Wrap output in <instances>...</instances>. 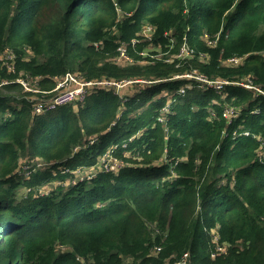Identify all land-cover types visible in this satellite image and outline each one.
Segmentation results:
<instances>
[{
  "label": "trees",
  "instance_id": "16d2710c",
  "mask_svg": "<svg viewBox=\"0 0 264 264\" xmlns=\"http://www.w3.org/2000/svg\"><path fill=\"white\" fill-rule=\"evenodd\" d=\"M147 26L151 41L141 35ZM151 44L164 57L140 64ZM185 45L191 54L169 65ZM124 46L132 66L116 62ZM263 51L264 0H0V53L13 57L11 72L0 63V82H10L0 89L9 93L0 95V264H166L186 253L188 264H264V97L195 81L164 123L160 92L181 81L139 82L122 94L92 86L44 113V98L35 99L68 73L127 82L196 72L264 89ZM228 109L238 116L226 118ZM239 129L249 136L235 137ZM110 150L132 167L63 192L71 170ZM52 183L57 190L36 195ZM24 188L30 195L19 199ZM216 234L226 251L212 257Z\"/></svg>",
  "mask_w": 264,
  "mask_h": 264
},
{
  "label": "rangeland",
  "instance_id": "374dc122",
  "mask_svg": "<svg viewBox=\"0 0 264 264\" xmlns=\"http://www.w3.org/2000/svg\"><path fill=\"white\" fill-rule=\"evenodd\" d=\"M172 48L173 47H171V49ZM144 53H145V55L142 56V57L145 60L140 61V64H145V61H148L150 58L152 59V57H156V56H157V58L164 57V54H162L161 50L157 46H155L154 44L149 45ZM154 53H157V55H153ZM1 55H2V53H0V59H1ZM177 59H180L178 55L177 56H173L171 59L167 60V63L169 65H172V64L175 63V61H177ZM119 65L121 67H125V66H128V65L132 66V65H134V63L133 64L121 63ZM176 67L177 68H181V66L179 64H177ZM186 74H188V73L175 74L173 76V78H171L170 80H167V81H166V79H164V80H156V81H148V80H143V79L135 80V81H139L140 82L139 85H144V86L148 85V84L160 85L161 83L168 82V81H181L182 82V86L179 88L178 91L170 92V91H165L164 90V91L160 92V93H162L164 95L163 97H166V99H167L166 103L167 102L169 103V105L165 106L160 111V117H161L163 123H164V120L167 119L166 114L169 113L170 103L171 102H175L177 104L181 103V99H179V97L184 96L187 93V91L192 90L193 88H197L194 85L195 84L194 82L197 81V80L187 77ZM223 82L228 84L227 87H229V86L240 87L241 85L246 84L245 82H242V81H223ZM135 83H138V82H135ZM135 83H133V84H135ZM198 83H199V85H198ZM198 83L196 84V86H198V88L203 89L204 85L202 83H200V82H198ZM133 84H130L128 87L124 86L121 89H118V87L116 85L112 84V85H108V88L114 89L113 91L115 93L122 94V93H125V89L127 91L128 88L134 86ZM218 86H219V83H216L215 87H218ZM2 88H0V89H2ZM141 88H143V86L137 87V89H141ZM251 91H253V90H251ZM255 92H257V91L255 90ZM0 95H9V93L6 90H0ZM12 95H13V97H18L19 98V94H12ZM53 95L54 94H42V97L39 96V97H36L35 99L45 98V100H47L48 98L52 97ZM255 95L257 96L258 92ZM219 96H220V94H218V99L221 98V96L220 97ZM16 104L17 103H12V105H16ZM214 104H218V102L214 101ZM142 112H144V111H142ZM234 133L237 134L235 137H238V136H241L242 134H246V133H249V132L248 131H243V129L242 130L239 129V130H236ZM94 142H96V140L93 141L92 143H94ZM124 146L126 148L128 146V143H126V144L124 143ZM115 149H117L116 146H114L113 150H115ZM257 156H258L260 161L264 162V151H262V149L257 150ZM131 157H132L133 161H137V160H139L138 158H140L138 156H131ZM27 162H30L31 166L33 168L38 169V170L39 169H43V168L46 169V165H41V163L38 160H36V159H29V160L25 159V160L22 161V164H25ZM31 166L25 167L26 171H27V173L25 175H27V176L29 175L28 173H30ZM129 167H132V164L129 161H125V159L123 160V159L117 158L114 155L113 151L110 150L105 155L100 157V159L97 162V164H95V165H93L91 167L82 166V167H79V168H77L75 170H71L72 171L71 175H73V176H71L70 180L65 181L61 186L65 187V188H63L64 189L63 192L67 193V192H69V191H71L73 189L72 187L76 188L79 184L86 183L87 181H91V184L87 185V187H86L87 189L85 188L86 190H90V189H92V185L93 186H98V185L102 184V178L98 177V175H100L101 173H111L112 175L116 176L115 178H117V176H119L125 169H127ZM54 173L57 174L56 171H54ZM61 173L62 174H68L69 171L68 170H64V171L61 170ZM94 179H95V181H94ZM56 186H57L56 184L52 183V184L45 185V186L41 187L40 189H36V195L48 196V195H50V193L54 189L57 190ZM29 195H30V190L24 188V189L20 190V193H19L18 197H19V199H22V198L27 197ZM34 195H35V193H34ZM151 230H153V226H151ZM216 237H218L217 234L215 235L214 240L216 239ZM214 245H215V248L213 250L214 252L222 253V252H224L226 250L225 246L219 245L217 243H214ZM61 253H69V249L66 248V249L62 250ZM123 259H125V257H123ZM78 260H80L82 262L84 261V259H82L81 257H79Z\"/></svg>",
  "mask_w": 264,
  "mask_h": 264
},
{
  "label": "built area",
  "instance_id": "2783aa9c",
  "mask_svg": "<svg viewBox=\"0 0 264 264\" xmlns=\"http://www.w3.org/2000/svg\"><path fill=\"white\" fill-rule=\"evenodd\" d=\"M153 31H154V28L152 26H147L143 30L141 35L144 36L145 38H147L149 41H151ZM135 43H136V41H133V44H135ZM190 54H191L190 48L187 45H185L181 49L179 57L185 58V57H188ZM261 54H262V56H264V51ZM141 55L144 56L145 53H141ZM11 59H13V57L12 56L7 57L5 53H2L1 59H0V63H2L3 66H6L8 71H10V72L13 71V67L11 66V64H9V61ZM243 60H244V58H230L227 60V64L232 65V66H237V65L241 64ZM116 62L118 64H121V63L133 64V63H135L134 59L129 55L127 47H125V46L121 47L119 49V55L117 56ZM186 75H187V77H189L191 79H196L200 83H205V84L209 85V86L204 85L203 88L215 87L216 83H219V86L215 87V88L218 91H222V90H226V87L228 85L227 83H225L223 81H209V80L205 79L204 76H201L200 74H197L196 72H191V73H188ZM18 81L20 84H22L24 86L26 91L39 93V90L32 89L27 82L22 81V80H18ZM135 82L139 83V81H127V82H125V81L124 82H113V81L91 82L90 81V82H86V81H83L81 78H79L77 75L72 74V73H68L65 77L61 78L58 81V84L54 90L44 92V94H54V95L52 97L48 98L47 100H45V98H44V100H39L36 103V110L40 113H44L48 110L55 109L57 107H62L64 105L70 103L71 101H74L77 98L83 99L86 96L88 89L92 86H108V85L114 84L118 87V89H121L122 87H124V86L128 87L130 84H133ZM245 83L246 84L241 85V87H243L245 89L253 90L254 92L256 90L258 92V95H257L258 97H264V89L263 88L256 86V85H253L252 81H246ZM8 84H10V82L1 80L0 88L4 87L5 85H8ZM257 92H255V94H257ZM117 94H119V93H117ZM238 114H237L236 110L230 109L228 111V113L225 115V117L226 118H232V117L234 118V117H237ZM245 135L249 136V133H246ZM214 241H215V243L219 244V237H216V239ZM157 251L160 252L161 249L158 248ZM224 252H222V253H224ZM218 254H220V253L214 252L212 254V257H215ZM188 258H189V254L186 253L180 259H178L176 261L168 260L166 262V264H188ZM126 264H130V262H128Z\"/></svg>",
  "mask_w": 264,
  "mask_h": 264
}]
</instances>
